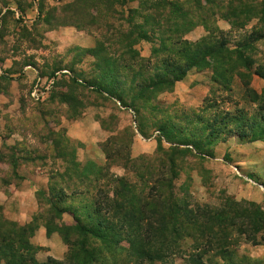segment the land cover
Wrapping results in <instances>:
<instances>
[{"label": "rangeland", "instance_id": "374dc122", "mask_svg": "<svg viewBox=\"0 0 264 264\" xmlns=\"http://www.w3.org/2000/svg\"><path fill=\"white\" fill-rule=\"evenodd\" d=\"M0 264H264V0H0Z\"/></svg>", "mask_w": 264, "mask_h": 264}, {"label": "trees", "instance_id": "16d2710c", "mask_svg": "<svg viewBox=\"0 0 264 264\" xmlns=\"http://www.w3.org/2000/svg\"><path fill=\"white\" fill-rule=\"evenodd\" d=\"M178 12H180V11H178ZM183 15L184 14H180L177 18L181 19L183 17ZM182 22L184 24L185 20H183ZM190 31H191V29H184V31L181 33V35L185 36ZM175 33L178 34L177 30L175 31ZM202 42H204V39L201 40V44H202ZM176 44H177L176 51L178 52L177 58H178V60H181L184 63L183 64L184 68H182V70L180 72H178L177 74H175V75H172V76H169V77H166V78H161V80L156 85H152L148 89V90H150V92L155 90L157 93H162V92L167 91L168 89H171V87H173L174 84L178 81L177 79L183 78L189 70H191L193 68H199L202 65L207 64L208 58L211 57L210 54H206V55H203V56L200 55L201 57H198L200 53L197 54L196 50L199 48L200 42L190 43V42H187V41H185V40H183L181 38L180 40H178L176 42ZM179 57H181V58L179 59ZM172 62H176V61H172ZM243 68L246 69L245 63H243ZM236 77L239 78L240 80H241V78H243V77H241V74H236ZM176 148H178V147H176ZM172 151L175 152V149H172ZM177 151H178V149H177ZM162 158L164 160L167 159L166 162H168L171 159V155H167V154L165 155L164 154L162 156ZM148 177H149V175L147 176V178ZM114 181L119 183L122 180L121 179H116ZM169 188H170V186H168L166 190H168ZM41 195H44V194L41 193ZM149 198H155V199H153L150 203L144 202L142 204V206L139 208V210L148 212V211H150L152 209H159L160 211H162V210L167 211V213H168V215L170 217L178 215V212L175 210L176 207H177L175 204H170V205L167 204V206L166 205H162L163 202L158 204L156 202L157 194L152 195ZM57 211L58 210L55 209V212H57ZM182 215H183V219H184V220H182V223L188 224L191 227L195 226L198 223V219L199 218L203 219V223H204L203 224V229H206V231L209 234H211L209 236L210 240L208 241L209 244H207V246H209L211 244V241H214L216 239V236H215L216 234L210 232V231H212L211 228H214L216 224L220 223V221H218L217 219H214V215L215 214L209 215V213H203L198 208H196V209L193 208L191 210L185 211V213L182 214ZM159 223H162V222L161 221H154L153 219L149 220V219L144 218V217L141 218V219H138L136 221V224H138V226L141 229L143 227H145V228H149L150 230H151L152 227L154 228V225L159 224ZM210 225H211V227H210ZM181 227H182V225H181ZM178 229H180V226H177V227L174 228L176 234L180 238ZM224 241H226V239ZM140 253L144 257H146V256L148 257L149 255H152L146 249H143L142 252L140 251ZM225 253L226 252H223V254H225Z\"/></svg>", "mask_w": 264, "mask_h": 264}]
</instances>
